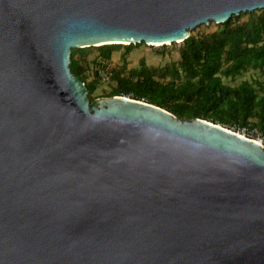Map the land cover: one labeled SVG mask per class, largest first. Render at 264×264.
I'll return each instance as SVG.
<instances>
[{"label": "water", "instance_id": "1", "mask_svg": "<svg viewBox=\"0 0 264 264\" xmlns=\"http://www.w3.org/2000/svg\"><path fill=\"white\" fill-rule=\"evenodd\" d=\"M264 0H0V264H264V147L129 96L72 48L182 42Z\"/></svg>", "mask_w": 264, "mask_h": 264}, {"label": "trees", "instance_id": "2", "mask_svg": "<svg viewBox=\"0 0 264 264\" xmlns=\"http://www.w3.org/2000/svg\"><path fill=\"white\" fill-rule=\"evenodd\" d=\"M211 24L212 30L199 31V26L191 30L178 48V58L163 66H148L141 59L137 67L129 68L124 56L119 65L110 66L114 51L124 46L128 52L143 42L94 46L98 53L89 64L88 47L72 48L69 66L86 85L90 101L98 97L95 91L104 73L111 84L104 96H129L181 119L203 118L227 128L246 126L264 135V8ZM247 70L258 75L233 83Z\"/></svg>", "mask_w": 264, "mask_h": 264}, {"label": "rangeland", "instance_id": "3", "mask_svg": "<svg viewBox=\"0 0 264 264\" xmlns=\"http://www.w3.org/2000/svg\"><path fill=\"white\" fill-rule=\"evenodd\" d=\"M197 28L199 31H207L212 30L214 25H198ZM181 42L175 44H166V45H148L145 43L133 45L128 52H126V48L121 46L118 50L112 53V62L111 65H119L121 59H126L128 63V67H137L140 63V60L143 59L148 66H163L169 61L176 60L178 58V48L180 47ZM86 53V63L88 62L98 53L97 49L93 46L88 47L85 49ZM77 57L80 56V52L77 53ZM91 69L89 67V79ZM258 72L253 70H247L242 73L240 76L235 78L234 82H239L242 79L251 80L252 78L256 77ZM105 79H101L102 82L98 84V87L95 91V95L98 97L104 96L111 86L107 76H104ZM248 135L251 136L250 138L256 139L257 135L255 132H248Z\"/></svg>", "mask_w": 264, "mask_h": 264}, {"label": "built area", "instance_id": "4", "mask_svg": "<svg viewBox=\"0 0 264 264\" xmlns=\"http://www.w3.org/2000/svg\"><path fill=\"white\" fill-rule=\"evenodd\" d=\"M104 76H105V74L103 73V79H105ZM229 129L234 131V132H236V133H238V134H240V135H242V136H244V137H247V138L251 137V136L248 135V132H255L256 135H257V138L256 139L251 138V139L255 140L256 142H258L259 144H261L264 147V135L260 134L255 129H249L246 126L231 127Z\"/></svg>", "mask_w": 264, "mask_h": 264}]
</instances>
